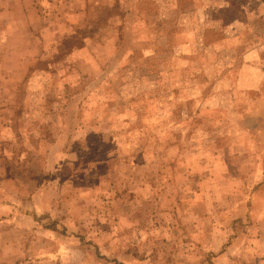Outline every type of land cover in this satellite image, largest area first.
Wrapping results in <instances>:
<instances>
[{
    "label": "rangeland",
    "instance_id": "obj_1",
    "mask_svg": "<svg viewBox=\"0 0 264 264\" xmlns=\"http://www.w3.org/2000/svg\"><path fill=\"white\" fill-rule=\"evenodd\" d=\"M0 264H264V0H0Z\"/></svg>",
    "mask_w": 264,
    "mask_h": 264
}]
</instances>
